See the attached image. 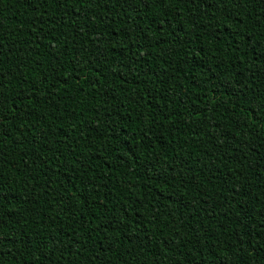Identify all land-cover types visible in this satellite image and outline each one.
I'll return each mask as SVG.
<instances>
[{
	"label": "trees",
	"instance_id": "obj_1",
	"mask_svg": "<svg viewBox=\"0 0 264 264\" xmlns=\"http://www.w3.org/2000/svg\"><path fill=\"white\" fill-rule=\"evenodd\" d=\"M0 264H264V0H0Z\"/></svg>",
	"mask_w": 264,
	"mask_h": 264
}]
</instances>
